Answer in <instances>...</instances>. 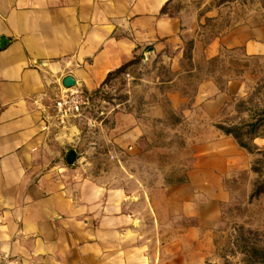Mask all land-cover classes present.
I'll use <instances>...</instances> for the list:
<instances>
[{"label": "crops", "instance_id": "crops-1", "mask_svg": "<svg viewBox=\"0 0 264 264\" xmlns=\"http://www.w3.org/2000/svg\"><path fill=\"white\" fill-rule=\"evenodd\" d=\"M236 1L0 0V264L207 263L232 182L251 167V152L213 124L244 94L241 80L205 75L188 105L179 90L166 93L170 108L205 135L192 143L181 180L138 194L85 174L79 139L61 138L44 119L67 75L91 93L136 56L163 59L175 78L159 83L199 72L224 51L264 56V9L205 38L208 22ZM113 118L109 152L138 144L139 119ZM71 149L78 158L68 165Z\"/></svg>", "mask_w": 264, "mask_h": 264}, {"label": "rangeland", "instance_id": "rangeland-1", "mask_svg": "<svg viewBox=\"0 0 264 264\" xmlns=\"http://www.w3.org/2000/svg\"><path fill=\"white\" fill-rule=\"evenodd\" d=\"M229 7L233 12H226L218 22H208L206 39L227 24L241 21L250 11L264 9V0H237ZM185 50L183 66L187 68L190 43ZM205 75L214 76L220 84L231 77L243 82L244 94L233 97L213 124L233 128L252 154L250 171L232 182V197L223 207L206 264H264V56L224 51L218 59L201 62L199 72L183 73L172 83H159L175 78L161 57L140 60L136 56L122 74L112 75L95 93L85 94L78 115L61 122L50 105L45 125L63 139H79L87 159L85 174L138 194L181 180L190 166L192 143L205 134L202 127L183 120L170 108L166 93L179 90L188 105L195 85ZM117 112L136 116L144 133L133 148L109 152L104 133L115 123ZM252 128L260 135L254 140H250Z\"/></svg>", "mask_w": 264, "mask_h": 264}, {"label": "built area", "instance_id": "built-area-1", "mask_svg": "<svg viewBox=\"0 0 264 264\" xmlns=\"http://www.w3.org/2000/svg\"><path fill=\"white\" fill-rule=\"evenodd\" d=\"M85 93L75 86L72 88H66L61 91L58 98L55 100L52 106V111L55 116L63 122L71 115H78L82 109V105L85 104Z\"/></svg>", "mask_w": 264, "mask_h": 264}, {"label": "trees", "instance_id": "trees-1", "mask_svg": "<svg viewBox=\"0 0 264 264\" xmlns=\"http://www.w3.org/2000/svg\"><path fill=\"white\" fill-rule=\"evenodd\" d=\"M131 62L132 61H130L129 63H127V64H125V65H123L121 67H119L118 69H116V70H114L112 72H109L108 75H107V77H106V79H105V81L103 82V85L106 84L109 81V79L111 78L112 75L122 74L125 71V69L131 64ZM97 90H95L93 92L95 93ZM84 93L86 94V92H84ZM216 127L218 129H220L221 131H223L225 134L233 136L235 138V140L237 141V143L241 147H243V148L247 149L249 152H251L250 148L247 145H245L244 143H242V142H240L238 140V137H237L236 133L234 132L233 128H231V127H225L220 122L216 123ZM249 132H251L250 140H254L255 138H257V137L260 136L259 134H257L256 132H254V129L253 128Z\"/></svg>", "mask_w": 264, "mask_h": 264}, {"label": "water", "instance_id": "water-1", "mask_svg": "<svg viewBox=\"0 0 264 264\" xmlns=\"http://www.w3.org/2000/svg\"><path fill=\"white\" fill-rule=\"evenodd\" d=\"M62 84L65 88H72L76 86V81L72 76L67 75L62 79ZM77 158H78V154L74 149H71L66 154V162L68 165H73L77 161Z\"/></svg>", "mask_w": 264, "mask_h": 264}]
</instances>
